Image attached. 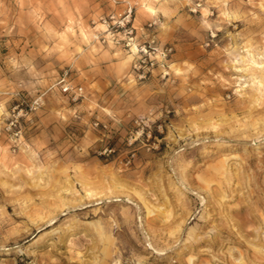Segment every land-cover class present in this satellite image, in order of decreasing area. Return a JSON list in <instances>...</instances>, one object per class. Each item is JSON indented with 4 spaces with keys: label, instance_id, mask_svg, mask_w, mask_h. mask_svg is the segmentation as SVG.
Masks as SVG:
<instances>
[{
    "label": "rangeland",
    "instance_id": "374dc122",
    "mask_svg": "<svg viewBox=\"0 0 264 264\" xmlns=\"http://www.w3.org/2000/svg\"><path fill=\"white\" fill-rule=\"evenodd\" d=\"M262 124L264 0H0V264H264Z\"/></svg>",
    "mask_w": 264,
    "mask_h": 264
},
{
    "label": "built area",
    "instance_id": "2783aa9c",
    "mask_svg": "<svg viewBox=\"0 0 264 264\" xmlns=\"http://www.w3.org/2000/svg\"><path fill=\"white\" fill-rule=\"evenodd\" d=\"M130 24V15L124 19L123 21H121L119 23V27L123 28L125 30V33H132V29H128ZM143 53H141L142 55L139 57L138 61L136 62V64L134 65L133 69L134 71L137 73V76L139 78V80H145L147 79V77L150 75V73L152 72L153 69H155L156 67H159L161 69L162 75L163 77H167L169 72H168V61L169 58L171 57L172 54V49L169 47L166 48H161L159 50H153L152 52L157 53V58L158 59H152L151 57V53H148L147 50H143ZM64 82V79L61 81ZM62 91L64 93H69L71 92V88L69 87V85H67L66 83L62 84ZM36 106H38V103L35 102ZM20 113H22V115H19ZM20 113H18L17 116L13 115L12 119L10 120L6 131L11 135L12 139L14 137H17L19 131H15L16 128L18 127L19 124V116H24L23 115V110L20 111ZM28 111H26L25 114H27ZM97 126V124L95 125Z\"/></svg>",
    "mask_w": 264,
    "mask_h": 264
},
{
    "label": "bare ground",
    "instance_id": "6f19581e",
    "mask_svg": "<svg viewBox=\"0 0 264 264\" xmlns=\"http://www.w3.org/2000/svg\"><path fill=\"white\" fill-rule=\"evenodd\" d=\"M262 125L264 126V124H262ZM261 127H262V126H261ZM254 129H255V128H254ZM258 130H259V129H258ZM258 130H257V131H258ZM257 131H256V132H257ZM257 133H258V132H257ZM258 134H259V133H258ZM189 189H190V188H189ZM261 198H262V197H261ZM262 199H263V198H262ZM206 222H207V221H206ZM204 223H205V222H204Z\"/></svg>",
    "mask_w": 264,
    "mask_h": 264
}]
</instances>
